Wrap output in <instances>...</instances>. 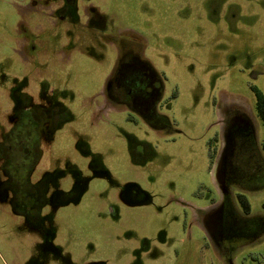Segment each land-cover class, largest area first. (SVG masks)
Returning a JSON list of instances; mask_svg holds the SVG:
<instances>
[{
  "label": "rangeland",
  "instance_id": "rangeland-1",
  "mask_svg": "<svg viewBox=\"0 0 264 264\" xmlns=\"http://www.w3.org/2000/svg\"><path fill=\"white\" fill-rule=\"evenodd\" d=\"M84 1L78 0V5ZM224 1L221 10L208 13L206 0H196V8L187 0L183 6V0H91L101 11L100 22L91 21L96 26L86 32L76 27L66 39L59 37L62 31L55 32V39L50 38L51 58L39 67L47 84L30 79L28 85L38 98L48 88L46 99L57 97L72 106L74 121L57 133L52 150L81 164L76 144L82 138L92 152L102 153L119 184L91 178L78 203L71 201L55 211L56 233L51 239L46 228L53 224L45 221L39 227L15 212L5 201L0 183V264H264V233L249 242L237 234L216 247L200 227L188 224L189 232L182 230V209L174 203L176 199L193 202L196 192L203 208L209 197L220 200L210 170L211 153L215 150L218 159L226 145L223 119L234 101L235 109L251 121L258 146L264 141V125L251 89L256 86L264 94V0ZM228 2H237L239 10L226 9ZM245 6L256 8L254 15L243 19ZM24 8L25 0H0V125L13 102L12 82L4 74L21 66L16 49L18 29L27 15ZM233 13L235 19L227 23ZM26 20L28 29L47 23L46 17L37 19L35 14ZM131 34L142 42L132 41ZM118 36L127 44L120 45ZM59 41L65 48L58 47ZM119 48L122 53L140 54L163 73L158 104L169 123L162 132L127 109L102 108L101 91ZM6 58L10 68L3 64ZM257 63L262 71L253 74ZM128 134L157 144L158 170L139 171L130 164L125 147ZM37 176L35 171L32 180ZM126 182L148 191L152 202L146 204L141 197L142 204L122 203L119 189ZM248 183L244 189L231 188L230 202L241 211L234 195L243 192L250 214L264 217V175L250 176ZM71 184L69 175L60 181L64 190ZM49 211L46 207L43 213ZM163 229L167 243L160 240ZM143 236L155 238L156 243L151 253L142 251L141 260L133 249Z\"/></svg>",
  "mask_w": 264,
  "mask_h": 264
},
{
  "label": "flooded vegetation",
  "instance_id": "flooded-vegetation-1",
  "mask_svg": "<svg viewBox=\"0 0 264 264\" xmlns=\"http://www.w3.org/2000/svg\"><path fill=\"white\" fill-rule=\"evenodd\" d=\"M185 1L183 0L182 6ZM206 1L209 4L205 7L208 13L221 10L225 3L224 0ZM187 4H192L191 7L196 8V0H187ZM237 6L239 7L237 2H228L226 9L239 10ZM255 8V6H245V10L241 8L243 19L254 15ZM24 9L29 17L31 14H35L37 19L46 17L47 23H35L32 29H28L27 15L22 17V28L18 29L19 46L16 49L21 66L11 74H4L12 82L10 89L13 102L6 112L4 122L0 125V170H2L0 183L3 185L5 201L12 204L15 212L34 221L39 227L45 221L53 224L50 228H46L47 237L53 239L56 233L54 214L59 207L71 201L78 203L93 177H104L115 184L117 181L110 175V169L106 166L102 153L92 152L88 143L82 138L76 144L78 149L80 147L79 151L81 150V164L69 156L62 157L57 151L53 152L51 145L57 133L74 121L73 109L71 104L57 97L46 99L48 88L40 98L37 94L30 93L29 80H40V85L47 84L45 78L40 76L43 68L39 67L43 61L51 58L49 53L54 50L51 40L55 39L56 31H62L59 37L63 39L71 36L72 30L76 27L82 32L90 31L97 25L91 24L92 20L100 22L97 16L101 11L91 3V0H85L82 6L78 5V0H25ZM257 9L259 11L258 7ZM210 16L212 17L211 14ZM234 19V13L231 17L228 14L226 21L228 23ZM243 24H246L245 21ZM97 31L94 30V33ZM129 36L132 41L142 42L136 34ZM52 37L53 39L50 40ZM118 37L119 40L116 41H119L120 45L127 44L126 39H122V36ZM58 47L65 48L60 41ZM3 64L10 68L7 58ZM262 68V64L257 63L252 73L257 74ZM163 78V73L160 75L148 59L133 51L122 53V48H119L114 68L101 91L104 101L102 108L127 109L138 115L156 132H162L169 123V117L161 111L158 104L162 95ZM38 90L39 95L41 88ZM232 104L234 105L230 106L231 109L225 111L223 119L224 135H227L225 151L229 153L238 148L239 133L245 127L251 126L246 124L248 117L241 114L242 111L235 109L238 104L235 101ZM130 119L136 120L132 115ZM248 121L251 122L249 119ZM125 147L128 161L133 167L139 171L158 170L161 154L156 143L128 134ZM216 158L214 150L211 153L210 170L216 190L218 189L221 195L220 200L209 197V202L203 208L200 204L201 197L196 192L192 195L193 202L176 199L174 203L180 205L182 209V230L189 232L188 224H194L196 228L198 226L205 231L213 245L221 247L224 239L229 240L236 235L230 232L232 231L230 225L229 228L224 226L225 223L230 224L231 188L234 187L231 180L234 170L224 164L225 160L222 167H218ZM213 162L216 163L212 167ZM35 171L38 176L33 181L32 175ZM68 175L72 179V184L68 190H64L60 187V181ZM119 192H122L120 198L126 206L142 204L144 199H140L141 197L146 198V204L152 202V195L135 182L123 183ZM46 207H50V211L43 213ZM112 214L114 216L117 214L115 208L112 209ZM165 231L163 229L161 233L165 235L160 237L162 243H167ZM155 243V238L143 236L140 245L133 249L137 259H141L142 251L150 252L155 248ZM57 248L61 249L60 246Z\"/></svg>",
  "mask_w": 264,
  "mask_h": 264
},
{
  "label": "trees",
  "instance_id": "trees-1",
  "mask_svg": "<svg viewBox=\"0 0 264 264\" xmlns=\"http://www.w3.org/2000/svg\"><path fill=\"white\" fill-rule=\"evenodd\" d=\"M251 89L254 93L256 114L264 125V94L256 86H251ZM239 134L238 148H231L232 153L225 151L224 164L234 170L231 183L244 189L249 186L250 176L259 178L264 175V141L258 146L253 127H245ZM234 196L241 211L230 203L232 208H229V221L232 232L244 236L245 242L260 237L264 233V217L250 214V204L245 193L237 191ZM262 207L264 208V202Z\"/></svg>",
  "mask_w": 264,
  "mask_h": 264
},
{
  "label": "water",
  "instance_id": "water-1",
  "mask_svg": "<svg viewBox=\"0 0 264 264\" xmlns=\"http://www.w3.org/2000/svg\"><path fill=\"white\" fill-rule=\"evenodd\" d=\"M246 121L248 125H251L250 127H252V123L248 121V119L246 118ZM225 138H227V135L225 136ZM224 155H225V144L223 146V148L221 149V152L219 154V157H218V160H217V166L218 167H222L223 165V162H224Z\"/></svg>",
  "mask_w": 264,
  "mask_h": 264
}]
</instances>
